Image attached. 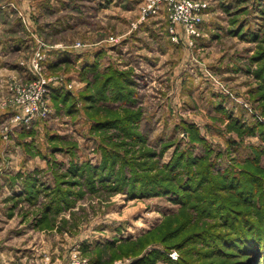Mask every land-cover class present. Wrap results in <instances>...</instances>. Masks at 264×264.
I'll list each match as a JSON object with an SVG mask.
<instances>
[{
    "label": "rangeland",
    "instance_id": "rangeland-1",
    "mask_svg": "<svg viewBox=\"0 0 264 264\" xmlns=\"http://www.w3.org/2000/svg\"><path fill=\"white\" fill-rule=\"evenodd\" d=\"M149 2L0 0V264L27 262L25 253L38 241L46 245L39 252L42 264H67L74 246L91 264H132L153 250L164 253L153 264H232L241 260L235 251L245 255L244 247L219 246L211 237L197 239L202 235L195 225L210 222L215 226L218 210L204 213L209 216L188 225H178L180 234L167 241L171 246L154 241L159 236L157 226L184 219L177 215L180 204L168 194L130 198L99 185L91 191L84 187L83 196L61 207L45 223L56 225L45 234L32 229L30 215L45 197L37 204L2 198L4 193L21 192L30 172L51 189L56 184L53 171L65 172L72 163L99 165L100 146L112 147L127 138L113 134L114 128L107 133L90 128L94 120L122 113V108L106 112L103 101L94 109L85 108V101L79 98L88 84L96 89L93 82L105 76L109 64H117L132 70L134 93L127 103L142 107L139 130L146 144L156 150L169 145L159 161H169L179 143L183 148L192 143H187L183 129L187 124L192 136L197 132L202 138L194 151L199 155L208 151L213 171L228 169L238 177V183H245L240 184L245 195L251 191V201L237 206L246 219L259 223L260 215L264 218V73L257 74L263 59H255L262 50L259 45L264 46L260 42L264 37V0H243L228 7L226 0H208V9L201 14L203 36L192 44L180 24L174 27L178 42L172 39L164 6L139 21ZM234 29L244 38L239 32L232 33ZM253 33L258 37L250 38ZM110 36L117 39L110 41ZM78 43L81 46H76ZM68 52L70 55L64 56ZM38 54L43 58L38 59ZM80 71L84 78L80 79ZM41 75L62 79L59 85L51 81L48 87L50 112L37 115L28 125L15 123L13 116L20 112L17 87ZM69 83H73L70 88ZM52 89L70 94L67 101H76L77 106L70 111L69 103L61 102L65 100L52 98ZM55 146L71 147L76 154L66 149L54 151ZM222 206L224 213L229 206L226 198ZM9 207L15 213L12 218L7 217ZM26 214L29 220L23 219ZM38 216L35 213V223ZM219 220L223 223L219 231L227 239L235 237L224 219ZM20 223L25 228L21 229ZM189 232L197 238L186 236L185 245L175 247ZM142 235L153 242L140 250L136 246L126 252L114 248L115 243L136 241ZM259 260L262 262L250 264H264V256Z\"/></svg>",
    "mask_w": 264,
    "mask_h": 264
},
{
    "label": "trees",
    "instance_id": "trees-1",
    "mask_svg": "<svg viewBox=\"0 0 264 264\" xmlns=\"http://www.w3.org/2000/svg\"><path fill=\"white\" fill-rule=\"evenodd\" d=\"M260 5V2H259ZM248 30V29H247ZM240 30H231L232 33L237 34ZM240 36L244 37L243 33ZM257 34H252L250 38H257ZM264 45V37L260 39ZM262 50L255 56V59H263L262 66L257 71V74L264 73V46L259 45ZM90 65L86 62V66ZM95 67L97 62L94 61ZM113 64V63H112ZM93 66V65H92ZM91 67V66H89ZM91 69V68H90ZM84 72L80 71V79L84 78ZM264 80V76H263ZM96 89L88 84L86 90L79 95L80 100L85 101V108H96L100 101H103V108L106 110H113L111 108H122L123 112L114 116L104 115L103 118L94 120L90 126L93 130H100L107 133L111 128H114L113 134L118 137H127L120 143H114L112 147L107 145L100 146L102 151V158L99 165H91L88 162L82 164L72 163L65 172H55L56 184L55 187L49 189L48 186L39 183L36 176L26 175L23 183V190L19 193L22 197L16 199L27 200L30 204H37L41 196L45 197L41 206L38 208L39 216L37 217V224L45 223L58 213L63 206H69L77 197L83 196L84 192L81 190L84 187L94 190L97 185L102 188H108L113 191H122L130 198L132 197H150L153 195L165 194L180 204L181 208L177 215L183 216L184 219L173 224L167 221L159 226V236L154 241H159L169 244L172 238H176L180 234L178 225H184L200 219L201 216H209L205 214H212L218 210V219L215 221L217 231H209V226L215 227L214 223L205 225V222L195 223L202 236L198 235H184L178 243L174 246L181 248L185 245L190 236H195L201 241L203 238L208 240L209 237L216 238L219 246L237 247L238 249L244 247L243 252L239 255L241 260L232 264H250L258 260L262 262L261 258L264 256V218L260 215V222L247 220L244 212L238 208L239 204H248L251 201L250 192L242 190L238 183V177L230 175L228 169H223L221 172H214L213 162L204 152L202 155L197 154L194 148L197 146V141H202L197 132L191 135L187 124H183V129L187 133V143L183 148L180 143L175 147L172 157L167 162H160L159 158L162 153L168 148V144H164L161 149L156 150L152 146L146 144L145 136L139 130V123L143 117L142 107H132L128 101L133 97V85L135 84L132 78L131 69H121L119 65H108L105 76L100 80L96 79L94 82ZM93 89V90H92ZM51 96L54 100H65L62 103H69V109L72 111L77 105L76 101H67L70 94L62 90L52 89ZM73 108V109H72ZM192 129V128H191ZM195 141V142H194ZM129 145L123 151L120 148ZM70 151L71 154H76L71 147L64 148L63 146H55L54 151L57 150ZM244 180L248 182V177ZM251 184V183H250ZM249 192V193H248ZM18 195V194H16ZM226 203L229 204L227 211L221 212ZM229 198V200H228ZM228 200V201H227ZM205 213V214H204ZM176 214V213H175ZM223 218L224 223L228 225L230 230L234 233L232 239H227L222 231H219L220 224ZM223 224V223H222ZM223 226V225H222ZM153 229L146 233H152ZM142 235L141 239L120 241L114 248L118 247L124 252L130 251V247H135L140 250L143 245H148L153 241L145 239ZM176 236V237H175ZM188 236V238L186 237ZM144 238V240H142ZM140 239V240H139ZM142 240V242H141ZM135 242V243H134ZM167 242V243H166ZM134 243V244H133ZM172 243L169 244L171 246ZM126 248V249H125ZM222 250V249H219ZM123 252V253H124ZM221 253H224L223 251ZM164 256L159 250H153L143 257L136 259L132 264H153L159 258ZM252 256V257H251ZM243 258V259H242ZM252 260V261H251Z\"/></svg>",
    "mask_w": 264,
    "mask_h": 264
},
{
    "label": "built area",
    "instance_id": "built-area-1",
    "mask_svg": "<svg viewBox=\"0 0 264 264\" xmlns=\"http://www.w3.org/2000/svg\"><path fill=\"white\" fill-rule=\"evenodd\" d=\"M208 0H150L146 7H143L139 21L148 18L155 13L159 7H165L169 15V30L172 39L178 42V36L175 34L174 27L176 24L182 25V31L188 41L192 44L203 36V26L201 14L208 9ZM135 27L136 23L133 24ZM117 37L110 36L109 40L114 41ZM76 46H81L79 43ZM43 55L38 54V59H42ZM35 62H39L35 59ZM39 65V64H38ZM61 77L46 78L40 76L35 80L24 84L23 87H17L19 92L20 112L13 116V120L17 124L28 125L37 115H47L50 112L49 105V86L51 81L54 86L59 85ZM73 83H69L70 88ZM62 88V87H58ZM175 254V253H174ZM174 254H171L173 256ZM67 264H91L89 258L84 257L81 250L74 246L69 255Z\"/></svg>",
    "mask_w": 264,
    "mask_h": 264
},
{
    "label": "crops",
    "instance_id": "crops-1",
    "mask_svg": "<svg viewBox=\"0 0 264 264\" xmlns=\"http://www.w3.org/2000/svg\"><path fill=\"white\" fill-rule=\"evenodd\" d=\"M240 1H243V0H226V3H227L226 5H227V7L228 6H233V5H239ZM18 51H21V50L19 49ZM61 52H63V51L60 50V56H63V54ZM68 54L70 55V53L68 52V53L64 54V56H68ZM37 151L38 150H36L35 152L38 154L39 151L38 152ZM29 171H32V170H29ZM32 173L33 172H30V173H27V174H32ZM19 193H20V191L18 192L17 190H15L12 193L10 192L7 195H6V193H4V195H3L2 198H4L3 200L6 199L7 202H12L11 200H16L19 197H22L21 195H19ZM16 194H18V195H16ZM9 199H11V200H9ZM20 200H25V199L23 198V199H20ZM7 211H8L7 217L12 218L14 216V214H15L14 213V210L13 209H10V207H9V209ZM37 212H38V207H37L36 211H34V214H30V215H32L31 216L32 221H34V222H32V226H31L34 231H37V232H39L41 234H45V232H50V231L52 232L53 230L56 229L55 228L56 225L55 226H45V223L46 222L45 223H42V224H40V223L37 224V222L35 223V220H33V219L35 217V213H37ZM28 215L29 214L24 215L23 216L24 217L23 219L29 220L30 217L28 218L27 217ZM36 219H37V217H36ZM22 224L23 223H20V226H19L21 229L25 228V225H22ZM44 239H46V237L45 238L44 237L42 238L43 241H44ZM115 245H117V243H115L114 246ZM42 246L44 247L46 245H44L43 242L42 243H39V241L36 242V244H32V248H30L31 251H28V253H25V258L28 259V261L27 262L26 261H23V263H21V264H42V262H43L42 260L43 259L39 255L40 250H44V248ZM50 247H52V245ZM18 258H20V257H18ZM9 261L10 262H13L11 260H9ZM63 261H66V260H63ZM9 264H11V263H9Z\"/></svg>",
    "mask_w": 264,
    "mask_h": 264
}]
</instances>
